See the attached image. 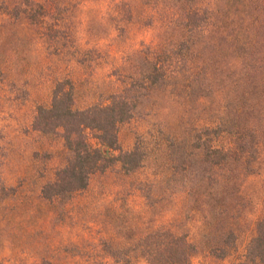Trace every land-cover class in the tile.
I'll return each instance as SVG.
<instances>
[{
	"label": "rangeland",
	"instance_id": "374dc122",
	"mask_svg": "<svg viewBox=\"0 0 264 264\" xmlns=\"http://www.w3.org/2000/svg\"><path fill=\"white\" fill-rule=\"evenodd\" d=\"M46 1L62 17L41 25L23 13V0H0V263L148 264L138 241L168 226L195 244L192 264H237L264 216V0ZM195 8L210 15L195 47L208 79L202 88L154 90L119 130L121 151L137 139L150 145L144 166L126 174L116 164L69 199H45L42 186L67 152L32 121L55 81L73 79L79 107L103 100L120 88L115 67L137 66L143 45L184 37L180 21ZM47 28L62 31L58 42L48 43ZM218 124L231 132L219 144L238 150L244 131L256 147L250 162L231 156L209 182L195 135ZM228 232L234 248L220 258Z\"/></svg>",
	"mask_w": 264,
	"mask_h": 264
},
{
	"label": "trees",
	"instance_id": "16d2710c",
	"mask_svg": "<svg viewBox=\"0 0 264 264\" xmlns=\"http://www.w3.org/2000/svg\"><path fill=\"white\" fill-rule=\"evenodd\" d=\"M23 5V13L33 24H44L49 14L57 21L62 17L60 9L55 12L52 2L46 0H23ZM173 18L169 22L174 21ZM209 20L207 9H191L179 24L186 29L184 37L168 46L153 42L136 49L134 52L140 59L137 66L133 64L124 69L119 64L115 67L120 88L110 91L101 101L79 107L73 79L64 77L55 81L50 102L37 106L32 121L34 131L59 137L67 152L64 164L55 171L54 180L42 186L41 194L45 199H69L75 192L87 189L93 175L104 173L116 164L126 174L144 166L150 145L146 140L137 139L132 149L121 151L120 127L143 114L144 101L156 89L180 82L188 87L202 88L208 79L207 66L196 59L195 47L198 33L203 32ZM47 30L42 34L47 36L48 43L58 42L62 31L57 28L52 34L49 32L51 29ZM89 50L83 49L84 52ZM76 60L83 63L80 57ZM226 131V127L218 124L205 127L195 135L194 146L200 150V160L206 162L200 175L209 182L217 180L231 156L246 158L245 162H250L252 154L246 155V152L256 147L255 143L247 140L249 133L244 131H237L238 150L219 144L218 140ZM92 138L97 140L96 144ZM111 150L120 151L114 155ZM222 242L230 244L229 249L218 248L220 258H225L234 248V234L228 232ZM135 250L142 253L148 264H192L196 246L187 234L162 226L147 232ZM237 264H264V216L257 221L255 234L246 245L243 259Z\"/></svg>",
	"mask_w": 264,
	"mask_h": 264
}]
</instances>
